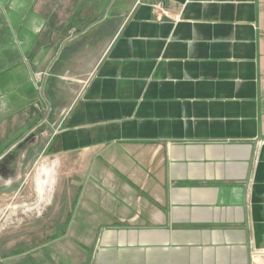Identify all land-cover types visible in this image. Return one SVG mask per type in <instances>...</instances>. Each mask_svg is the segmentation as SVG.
<instances>
[{
  "label": "crops",
  "instance_id": "obj_1",
  "mask_svg": "<svg viewBox=\"0 0 264 264\" xmlns=\"http://www.w3.org/2000/svg\"><path fill=\"white\" fill-rule=\"evenodd\" d=\"M42 153L73 163L64 222L0 264H252L264 0H0V164Z\"/></svg>",
  "mask_w": 264,
  "mask_h": 264
},
{
  "label": "rangeland",
  "instance_id": "obj_2",
  "mask_svg": "<svg viewBox=\"0 0 264 264\" xmlns=\"http://www.w3.org/2000/svg\"><path fill=\"white\" fill-rule=\"evenodd\" d=\"M46 75L42 73L37 75V78L42 81L47 78ZM14 161V157L10 156L8 161L3 162L8 164V175L11 180L5 195H0V244L42 243L52 235L55 237L51 233L55 232L64 222L69 207L65 199L66 195L70 196L71 190L70 187L64 185L66 176L63 174L72 167L73 163L69 157L47 153L33 155L26 168L20 167V158L15 162V167H12ZM3 163L0 164L2 175L5 169ZM52 165H55V168L53 167L54 180L50 187L47 181L48 173L37 170L41 166L49 169ZM38 175L46 191V197L42 202H40L34 185ZM252 264H264V252L253 254Z\"/></svg>",
  "mask_w": 264,
  "mask_h": 264
}]
</instances>
